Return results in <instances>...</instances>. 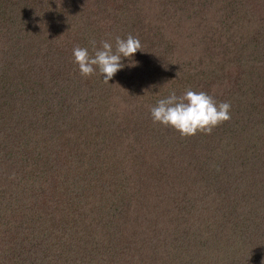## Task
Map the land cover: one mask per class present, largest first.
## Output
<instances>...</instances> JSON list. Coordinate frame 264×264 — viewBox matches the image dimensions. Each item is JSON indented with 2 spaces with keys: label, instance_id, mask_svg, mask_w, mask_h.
Returning <instances> with one entry per match:
<instances>
[{
  "label": "trees",
  "instance_id": "obj_1",
  "mask_svg": "<svg viewBox=\"0 0 264 264\" xmlns=\"http://www.w3.org/2000/svg\"><path fill=\"white\" fill-rule=\"evenodd\" d=\"M89 1L0 0V264H264V72L255 69L264 63V0H152L149 26L130 24L143 0L118 9ZM180 5L194 19L215 7L200 39L187 40ZM220 12L235 18L219 26ZM172 17L176 36L173 24L155 26ZM216 30L229 42L234 31L227 60L214 55ZM150 31L157 57L141 47L109 85L79 75L74 46L91 54L90 40L129 34L144 45ZM142 73H151L143 93ZM186 89L229 102L231 119L188 138L153 124L149 107ZM162 171L166 186H149Z\"/></svg>",
  "mask_w": 264,
  "mask_h": 264
},
{
  "label": "clouds",
  "instance_id": "obj_2",
  "mask_svg": "<svg viewBox=\"0 0 264 264\" xmlns=\"http://www.w3.org/2000/svg\"><path fill=\"white\" fill-rule=\"evenodd\" d=\"M92 52L86 47L74 46L73 63L77 65L79 75L87 78L93 74L102 76V81H109L124 65L122 59H130L140 51L142 45L139 38L129 34L126 38L114 37L111 40L89 41ZM229 102H217L212 95L204 91L186 89L177 95L171 91L165 98L159 99L155 106L149 107L153 124L172 129L181 138H188L203 133L210 135L214 128L231 119Z\"/></svg>",
  "mask_w": 264,
  "mask_h": 264
},
{
  "label": "rangeland",
  "instance_id": "obj_3",
  "mask_svg": "<svg viewBox=\"0 0 264 264\" xmlns=\"http://www.w3.org/2000/svg\"><path fill=\"white\" fill-rule=\"evenodd\" d=\"M94 1H95V7H98L101 4H103V2H100L98 0H94ZM122 1L123 0H120V2H116L115 0H112L108 4L111 5V7H113L112 9H114V8H117L118 9L119 6L122 5ZM138 2L141 3V4H144V6H142L139 9V13H140L139 16H136V14H135V16L132 17V19L130 21V24H133V26H135V24L141 18V20H143L144 23L147 26H149L147 23H148V20L150 18L149 17L147 18V14L149 12L153 11L154 3H153L152 0H150V1L143 0V1H138ZM229 2H230V5L231 6H237L236 4L238 3V0H229ZM255 4L256 3L252 2V4H250L249 6H247L246 10H247L248 13H250V12L253 13L254 12V9L257 10ZM83 5H84V7H89V5H91V1L84 0ZM155 5H156L155 8L158 9L159 14L166 11V2H160V4L155 3ZM135 6H136V3L135 4L134 3L131 4V7H135ZM150 6H152V7H150ZM180 7H182V9H184V12L183 13H184L185 20H183V27H189L190 28V29L187 30L188 34H189V31L191 32L190 37L189 36L187 37V40L188 41L189 40L192 41V36H193V38H195L197 36V38L200 39V37H201V35H200L201 30H206V28H208V26H212V24H214V18L213 17H210L209 19H207V18L210 16V15H208L209 13L210 14L213 13V11L215 10V7L212 10H210L209 12L206 11L208 9L206 7V9H204L202 11L201 17L196 16L195 19L192 17L193 15L190 14V12L188 11L187 7L181 6V5H180ZM261 13H262L261 16H260V13H258L257 19L258 20L260 19L259 21H263L264 22V12H261ZM226 14H227V12H220V14H219L220 15V21L218 22V25L219 26H221V21L223 23L224 22L225 23H228V22L230 23L235 18L231 14H230V16H228ZM206 15H208V17H205ZM216 15H214V16H216ZM161 19L162 18H160V21H159L156 18V24H155V26L156 25H166V27H168L169 25H172L173 24L172 31H173L174 36H176V33L178 32V24H180L179 21L177 22V24H174L175 18H173V17L171 19H167V21H166V19H163L161 21ZM119 21H120L121 25H123V26L126 27V21L123 20V18L121 16H119ZM220 29L223 30V28H220ZM133 30H135V27H133ZM233 32H234L233 30L232 31H229V32L227 31V33H229L230 36H231V41L230 42L227 41L228 40L227 34L224 31L216 30L214 32V34L212 36H210L211 41H213V43H212L213 44V52H214V55H216V57H217L218 60H220V59L221 60H227V58H228L227 57V54L230 53V51H233V44H234L232 42L233 41V38H234L233 37V35H234ZM152 33H153V31L147 32V34H146V39L147 40H146L145 44L142 45V47L143 48H144V46L145 47H151L154 56L157 57L158 56L157 53L161 49H159V46H154L153 47L151 45V43H155L156 42L155 37H154V34H152ZM254 34L257 35L258 34V31H254ZM208 37L209 36H207V35H204L203 36V38H208ZM170 38L176 40L175 37H170ZM235 39H236L235 41L237 43H240L242 45V38L241 37L238 38V39L237 38H235ZM185 46H186V42H183L182 41L181 43H179V46L177 47L178 48V52L179 53H183L184 52V49H185ZM255 62L257 63L258 60H256ZM150 63H151L152 66L154 65L153 67H155L156 65H158V60L155 59V58H153L150 61ZM249 63H250V61H246V64H249ZM251 63H252V60H251ZM251 63L249 64V66L252 65ZM165 66H166V64H165ZM255 69L256 70H260L261 69L260 71H263L264 72V63L262 64V62H259V65H257L255 67ZM150 77H151V73H142V74L139 75V77H138L139 82L142 81L144 78L145 79H148L147 82H145V83L142 82V87L140 89V91H142L141 93H143L144 91L150 89V85H149V80H150L149 78ZM113 101L117 102L116 95L113 96ZM130 105H131V103H129L127 105V109L129 108ZM125 111L126 110L123 109V111H122V114L123 115H125ZM77 121H78V119H77ZM21 122L23 124L22 125L23 128L24 127L27 128V126L29 125L28 124V121H26L25 119L24 120H21ZM48 123H50V121ZM141 143H142V145L145 148H147V152L153 146L151 144V141H148V139H147V141L145 139H143L141 141ZM133 145H134V151L136 153H140L143 150V147L140 145L139 140L136 139L133 142ZM153 151H155V150H153ZM157 153L158 154L153 157V159H155L154 164H156V166H159L160 167V171H161L162 170V167H161V161L160 160L164 159V156L161 155L158 151H157ZM153 159L151 158L149 160H153ZM153 172H155V171H153ZM157 172L152 174L151 179L150 178H146V182L149 184V186H153V183H155L157 185L158 184V179L161 178L162 179L161 186H162V184H164L163 186H166V181H164V176H165L164 175V172L163 171L162 172H159V173H157ZM146 173H148V172H146ZM161 251L162 250H160L159 252H161Z\"/></svg>",
  "mask_w": 264,
  "mask_h": 264
}]
</instances>
